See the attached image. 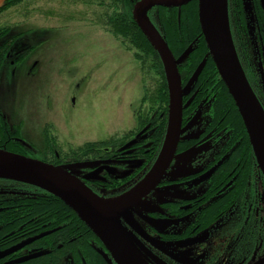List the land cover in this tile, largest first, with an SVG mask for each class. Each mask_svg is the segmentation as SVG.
<instances>
[{
    "label": "flooded vegetation",
    "instance_id": "1",
    "mask_svg": "<svg viewBox=\"0 0 264 264\" xmlns=\"http://www.w3.org/2000/svg\"><path fill=\"white\" fill-rule=\"evenodd\" d=\"M126 1L114 6L111 0H101L91 6L98 10L94 13L97 24L121 45L123 39L112 30L108 16L123 18L126 8L132 15L137 0H131V8ZM89 13L92 18V11ZM229 20L241 65L264 107V0H229ZM21 36L11 35L10 42ZM2 39L0 76L5 74L2 66L7 62L15 71L36 48L29 45L14 55L13 51L5 52L8 41ZM37 66L31 65L24 74L35 78ZM187 82L183 81L184 87ZM216 86L196 83L184 96L182 134L174 157L158 185L121 218L127 234L150 264H264V176L254 156H249L247 166L231 163L246 141L242 133L228 126L227 117L217 115ZM4 98L8 107L5 89ZM11 113L4 110L0 99L1 149L30 157V151L42 147L43 153L60 158L54 146L53 152L42 146L44 136L37 146L30 140L28 122H37L35 116ZM167 121L168 110L140 121L132 135L117 143L76 152L71 161L55 165L87 164L70 171L99 197L115 199L133 189L153 168L165 140ZM42 132L45 134V127ZM188 154L193 158L186 168L178 159ZM0 185L15 186L2 180ZM10 198L0 199V205L6 202L3 206L9 209L7 216L10 214L8 227L0 228V264H117L96 235L78 225L70 213L65 212L62 219L58 213L19 212L18 208L28 204L16 201L14 205Z\"/></svg>",
    "mask_w": 264,
    "mask_h": 264
},
{
    "label": "rangeland",
    "instance_id": "2",
    "mask_svg": "<svg viewBox=\"0 0 264 264\" xmlns=\"http://www.w3.org/2000/svg\"><path fill=\"white\" fill-rule=\"evenodd\" d=\"M6 1L0 3V37L8 41L5 52L13 51L15 55L16 51H23L29 45L36 48L15 71L9 62L2 66L5 74L0 76V99L4 110L12 112V116L23 117L26 112L35 116L39 124L33 120L28 122L30 140L38 145L44 136L42 146H47L51 152L54 146L60 154L57 159L55 155L43 153L41 147L38 150L41 155L38 151H30V158L53 165L71 161L76 152H82L80 148L85 143L111 139L114 140L108 143H117L123 140L122 137L132 135L142 119L160 114L163 105L150 104V97L157 96L159 90L158 76L150 69V60L144 68L143 60L129 44L132 36L125 37L121 45L97 24L94 13L98 10L91 6L101 0ZM160 10L154 12L157 19L164 15L174 16V12ZM89 11H92V18ZM176 13L180 24L182 11ZM124 15L125 19L126 16L132 18L127 8ZM92 22V26L89 25ZM157 22L161 26L168 23L164 19ZM4 31L22 36L15 43L10 42L11 35L5 36ZM201 53L202 48H197L193 60ZM36 64L38 75L35 78L24 74ZM193 68L194 65H190L184 69L183 81L192 74ZM215 75L207 69L200 76V84H214L211 77ZM4 89L9 93L8 107H5ZM146 90L149 98L144 100ZM44 127L45 134L42 132ZM192 158L193 155L188 154L180 157L178 162L182 161L188 168ZM32 195L39 196L40 192L27 187L0 185V199L12 197L14 205L16 200ZM5 203L0 205L3 207L0 228L5 224L2 215L6 212ZM166 252L175 255L170 250ZM177 255L182 256V251Z\"/></svg>",
    "mask_w": 264,
    "mask_h": 264
},
{
    "label": "water",
    "instance_id": "3",
    "mask_svg": "<svg viewBox=\"0 0 264 264\" xmlns=\"http://www.w3.org/2000/svg\"><path fill=\"white\" fill-rule=\"evenodd\" d=\"M193 1H198L199 23L210 56L235 102L258 169L264 176V109L246 78L234 46L228 0H139L135 3L133 19L163 65L169 109L165 140L158 159L149 173L127 193L111 200L96 195L70 171L75 167H87L85 163L58 167L0 148V180L24 184L60 199L106 246L117 264H150L140 252V247L127 234L121 218L158 185L174 157L182 134L184 95L191 90L204 66L202 64L197 69L183 88L179 65L193 47L190 46L176 59L165 38L151 21L149 12L155 7L182 8Z\"/></svg>",
    "mask_w": 264,
    "mask_h": 264
},
{
    "label": "trees",
    "instance_id": "4",
    "mask_svg": "<svg viewBox=\"0 0 264 264\" xmlns=\"http://www.w3.org/2000/svg\"><path fill=\"white\" fill-rule=\"evenodd\" d=\"M111 1L114 4V6L120 4V0H111ZM126 4L128 7L131 8L133 3L131 2V0H128L126 1ZM159 9H161L160 11L174 12L173 13L174 16L171 17L168 15H164L163 17H160V19H157L154 16V12ZM157 10L152 11L154 18H156L157 20L164 19L168 23L163 24L161 26L160 23L157 22L156 19H154L153 17L152 18L154 19L155 23L157 24L160 31L164 35L170 49L172 50L176 58H179L190 45L194 46V50L188 55V57L180 65L181 73H183L184 69H186L188 66L194 65L192 74L188 75L184 81L185 82L189 81L192 78V76L195 74L196 70L202 64H204L203 69L201 73L199 74L195 84L196 83L199 84L201 82L200 76L207 69L212 70L216 73L215 76L211 77L212 78L211 81L213 80V83L217 84L216 86L217 115L227 117L228 126L230 128L233 127L236 133H242L246 141V143H244L245 146L240 148L239 151H237L236 156L234 157V161H232L231 163H234L235 166H237L240 163L245 164L247 166L249 164V156L251 157V159L253 158V154L251 153L252 147L249 141V137L245 129L244 123L242 121V118L239 114V111L236 108L235 103L228 92L227 87L225 86L221 78L219 77L215 64L212 61L211 57L209 56L208 50H206V43L201 33V28H200V23H199L198 3L192 2L189 5L183 8H180V9L157 8ZM178 11H182V14H181L182 19L180 21V24H178V20H176V17H177L176 12ZM117 12H118V9L115 10V13ZM108 17H110V20H111L109 21V24L112 26V30L117 36L123 39V42H124L125 37H128V38H130L129 36L133 37V40H130L129 44L132 46L133 49H135L138 52L137 53L138 58L143 60L144 68L147 64V61L150 60V63H151L150 69H152L158 76L157 86L159 89L157 96L150 97V100H151L150 104L152 106L163 105L162 111L160 112L158 116H156V117H159L163 112H167L168 110V89H167V83H166L163 65L160 60L159 55L152 48L149 41L142 34L141 30L139 29L137 24L133 21V18H131V16L129 17L126 16V19H125V15L123 16V18L118 17V16L111 17V15ZM179 25H181V28L179 27ZM197 48H202V53L200 55L195 56L193 60L192 56L195 55L194 53L197 50ZM148 98H149V91L146 90V96H144V100ZM222 112L223 114H221ZM143 121L145 122L146 119L141 120V122ZM164 123H166V119L164 120L163 125ZM227 124H223V126H227ZM109 141H105L102 143L101 142L88 143L82 146L80 149L83 152H88L90 150H94L96 148H102L103 146L109 145L110 144L108 143ZM251 164H254L253 160ZM14 185L17 187H26V185H18V184H14ZM32 189L34 191H39L40 192L39 197H44V198L40 199L38 196L32 195V196H27V197H31V198H28L27 201H24V199L22 198L19 200H16L17 203H20V204L27 203L28 204V207L26 206L20 207L17 209V211L34 212V213H44L45 212V213H52V216L53 215L56 216L58 213L60 214V217L62 219L66 216V214L64 213L67 212V213H70L74 217L78 225H81L86 230H89L88 227L79 219V217L71 209H69L61 200L55 198L54 196L48 193H44L36 188H32ZM2 209L3 207L1 206L0 212L2 211ZM7 211H9V209H6V212ZM56 211H59L60 213ZM6 212L2 213V215H4L5 224L1 229H5V225L8 227L10 214H8L7 216Z\"/></svg>",
    "mask_w": 264,
    "mask_h": 264
}]
</instances>
